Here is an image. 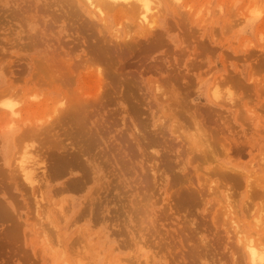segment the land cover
I'll use <instances>...</instances> for the list:
<instances>
[{"label":"rangeland","instance_id":"374dc122","mask_svg":"<svg viewBox=\"0 0 264 264\" xmlns=\"http://www.w3.org/2000/svg\"><path fill=\"white\" fill-rule=\"evenodd\" d=\"M24 1L25 0H14L13 2V0H0V99L7 98L12 94L14 96L11 95L10 97L21 101V103L23 102L22 104L24 105L22 107L26 108H22V117H30L29 120L31 118L32 120L36 118L33 123H37V120H39L38 124L42 125L44 121L41 123V119H43L47 121V124H49V118L48 120L45 118H39L42 113V117H46L45 114H51L48 112L50 109L47 110L48 108H44V110H42L43 106L35 108V106L39 104L33 106L32 104L27 103L28 101L31 103H37L39 101L41 102L43 100H47L50 96L48 100L50 99L49 104L52 106L51 103H53L55 99L59 100L60 98L65 97L62 96L63 94L60 95V93H64L66 89L67 91L72 89V92L69 90L67 98H63L65 102H67L68 97H72L74 100L76 99L75 96L78 95L75 91L86 92L89 90V93H93L92 90L97 89L95 88L97 85L89 78V75L95 71L96 67H99V65H97L98 63L101 65V63L106 61V58L104 57L107 56V53H109V50L111 49L110 54L107 56V58L111 61H107H110L109 64L111 63V65L115 64L113 67L114 69L108 64L109 67L112 68L110 71L108 69L109 67H104L103 65L105 64H103L102 66L104 70L102 66H100L101 68L99 67V71L101 72V69L103 70L102 76L106 75V70L110 71V73L113 72L115 76H117V71L118 75L121 71L122 74L115 78L116 80L119 77V80H121H116L117 83L116 81L114 82L116 84L112 83L114 78H110L108 75L110 73L106 76H108L109 80L111 79V82H109L108 78L105 77V79H107L105 80L106 83L107 81L110 83L107 84L109 89L111 87L116 89V91L113 88L111 89L114 92L113 94L110 93L112 95L109 94L110 96H108V92L107 95L105 94V90H108V87L106 86V89L105 87L98 89V91L100 89V91H105V97L102 96L103 92L100 93L99 91L101 95L98 94V96H102V99H99L100 97L98 98L96 95L93 98L92 95L94 94H90V97L88 96L89 99L92 97L91 100L96 99V102L98 99V102H95V104H98L101 107L98 105L97 107H94V102L90 101L88 98V103L86 102L87 99L85 100L84 105L87 103V107L92 105V103L94 105L89 108L83 105L87 108L86 110L82 106L85 111H83L81 116H83L84 119L87 118L85 119L86 121L88 120V122H85V120H83V122L80 121V123H87L86 128L84 127L82 129L79 126L83 131H75L76 129L70 127L71 125H69L70 123L68 122V124L63 122V124L67 127L61 124L60 121H62L64 117L65 120L63 119V121L65 122L67 121L66 118H69V112H63L64 116L61 115L63 116L61 120L58 118V115H56L59 122L57 120H55V122L57 121L58 124L53 125L52 123H54V120H52V117L54 116L51 117V131H49L50 128L48 129L49 125L47 126V124H45L47 129L43 127L46 130L43 131L42 129L43 133L40 134L38 130L39 128L41 129L42 125L40 126L35 123L37 127H39H36L37 131L33 129L35 134H39L38 138H36L37 140L35 139L37 135H35L32 130V128L36 125L31 123L29 126H32V124L33 126L35 125L31 128L33 132L32 134L35 136H32V138H34L32 139L27 136H30L31 134L29 130L28 132H30V134H28L27 130H25L27 135L25 134L26 132H21V130L24 129L23 126L27 129L26 126L28 125L21 124L22 122L19 121L22 125L20 126L14 118V121L9 123L8 121H12V119L10 120L4 116L7 111L0 110V264H192V261H190L191 259L189 258L190 256L191 258L196 256L195 259L197 261L192 259L194 264H198L195 262H199V264H248L247 256L244 251H242L244 248L241 242L239 240L237 241L238 237V239L243 236L244 238L249 237V239H254L256 246L264 249V0H192V2H189V0H180L183 2L179 3V6L177 3L171 2L170 0H168L169 4L167 0H163L159 6L160 9H154V12L156 10V12L162 16H158L156 12V14L153 13V16L155 17L153 18L154 24L152 23V26L146 27V25L142 24L141 26L138 21L134 19V17H137L135 15L129 18V21L121 20L123 33L120 36L121 40L115 39V37L112 36L115 29L118 28L115 23L119 19L118 16V19H115L117 17L112 18V13H109L111 21L108 28H110V30L106 31L105 28L100 29V24L96 22L93 17H90L83 10H81V8L78 7L79 5L75 1L73 2V0L72 2L77 6L73 8L71 7L72 9L69 8L70 5L67 2L68 0H62L60 2V6L56 5V1L58 0H33V3H30V5L28 2H32L31 0H26L27 3ZM49 1L50 3H48ZM70 1L71 0H69V3H71ZM184 1L185 4H183ZM8 2H10V4H8ZM65 2H67V5H65ZM38 3L41 7L42 4L45 3L42 7V11L44 13L40 10L41 8H38V10L41 11L40 13H38L37 9H35ZM21 5L24 6L22 7ZM45 5H47L46 7L48 8H46ZM49 5L51 7H49ZM184 5L186 8H184ZM8 6L11 7L8 8ZM72 6H74V4ZM172 7L175 9V12H173L174 9ZM31 9H33V12H30ZM44 9H48L50 12L52 11V14L50 12L47 14V11H44ZM11 10L14 14L10 12ZM73 10L74 12H71ZM157 10L160 11L158 12ZM15 12L17 14L19 13L16 17ZM75 12L78 13V16ZM71 13H73V15ZM8 14L11 17L14 15L15 18H11ZM18 16L21 17L19 18ZM80 16L85 18L88 25H84L85 20L83 17L80 18ZM16 18L18 19L17 21ZM37 19H40L41 21L37 22ZM41 22L42 27L39 28ZM90 22L91 24H89ZM94 22H96V24ZM125 22L128 24H123ZM48 23L49 26L50 23L52 25L50 30L47 26L49 33L47 32V28L45 26ZM155 24L157 25L155 26ZM123 25L127 26V29L124 30L123 28L125 26ZM128 25H130V27ZM145 28L146 31L145 33L143 32V34L142 31H144ZM126 30L130 31L127 32ZM136 30L138 32H135ZM150 30L153 31L151 32ZM102 32L103 34H101ZM100 34L104 35L103 39H105V41L98 38L102 37ZM129 34L130 37L128 36ZM23 37L25 38L22 39ZM146 37L150 40L148 38L146 39ZM42 38L44 40H42ZM123 38L127 40L124 44ZM36 39H39V42L44 43H40L42 48L39 46L36 48V45L33 44ZM46 39L49 40L47 41ZM100 39L102 44L98 42ZM108 39H112L114 42ZM32 40L34 41L32 42ZM106 40L110 42H106ZM115 40H118L120 44L122 43L121 46H119L118 43L116 44ZM28 41L32 44L31 46L28 45V47H26L27 44H29ZM94 42L99 43V46L96 45V47L99 48V50L97 49V52L102 51V49H100V47H102L101 45H103V48L105 49L110 46H114L107 49V51L104 49V52H99L101 56H104L102 57L104 61L101 62L102 60H100V62L96 63L97 66H93L92 70L91 66L92 63L95 65L94 62L96 61V57H93L95 54L92 56L90 53L89 58H87L88 52H86V50L89 51V49H91L89 52H92L95 47V45H93ZM50 43L52 44V47L49 45ZM129 43L135 45H133L134 47H130L133 48V53L129 50ZM126 45H128L127 49L130 54L129 52L127 53L128 50L125 47ZM18 46L22 48L20 49ZM105 46L108 47L106 48ZM84 47H87L88 49H85ZM58 49L62 54L57 51ZM97 52L96 56L99 58L100 55H98ZM115 53L118 54V56H115ZM122 53H124V55H122L124 57H120L119 54ZM85 54H87V56H85ZM54 55L58 56L54 57ZM61 56H63V58ZM90 56L93 57L92 60H94V62H92ZM46 57H48L49 60L51 58L52 60L54 59L55 62L56 59H61L57 60L58 63L60 62L59 64L57 63L59 65L57 66V69L61 67L60 64H62L63 60V64H65L66 59V65H69L70 67L68 66L66 68L65 65L62 66V69L65 67L62 72V69H55L57 64L54 67L51 62L48 65L46 64V67L50 66V64L52 65L50 67H52L51 70L54 69V71H50L51 73L54 72L52 73L54 74V77L56 70L57 72L59 71L63 74L65 69L70 71L66 73L69 75L71 74L68 76L74 82V84H72L71 81V88L68 89L66 87L65 89V86L70 84V78L64 75L63 77L66 76L65 78L68 79L66 80L64 78L63 80V77L61 75H57V73L56 76H58V79L60 76L59 81L62 80L61 82L63 85L65 82H68V80L69 83H66L61 87L59 86V83L61 82H59L56 77L54 78L53 75L52 77L50 75L49 77L51 80L54 78L53 81H55V79L58 81V84L55 81V85L57 84V86L52 85L54 84L53 81V83L49 81L48 84L40 86L38 84L40 81L37 83L40 76L43 78V81H48V77L44 78V74L41 72L36 74L39 78L36 77L34 81L32 80L35 78L34 75L38 70L36 67L40 68L42 65V63L38 64L35 60L38 61L40 58H43L44 62ZM80 57L82 62L77 61L80 60ZM115 57H119L120 59H115ZM194 57H196V59ZM112 58L116 60V63L115 60L112 61ZM88 59L91 60V63L89 62L91 64L90 69L89 66L87 67L89 70L84 65L82 67V63ZM70 64H76L75 66H78L77 70H74L75 66ZM118 66V69L121 71H116ZM41 68L43 67L41 66ZM71 68H73L72 70L74 72L70 70ZM149 68H152V70L150 69L151 71H149ZM80 69L83 70H81V72H77L80 71ZM147 69L149 72H147ZM48 70L49 67L46 71L48 72ZM87 70L88 72H85ZM38 71L41 70L39 69ZM152 71L153 74L151 73ZM42 72H44V70ZM72 75L73 77H71ZM27 77L32 79L30 80V78ZM150 78H152V80ZM35 80L37 81L35 82ZM43 81L41 80V82ZM47 81L45 82L47 83ZM125 81L126 83H129L127 88L130 86V92L126 89V84H124L125 86L123 85ZM93 83L95 84V87L93 86ZM153 83L156 85L155 88L154 85H152ZM33 85L35 86L33 87ZM113 85H116V88ZM103 86H105V84ZM92 87L94 88L92 89ZM158 87H160L159 91H157V89H159ZM51 88L56 89L52 90ZM161 89L163 90V93L166 92L165 94L168 95L167 97L162 93ZM23 90H25V92H23ZM126 90L128 93H126V99L129 97L128 100L124 99L126 97ZM108 91L111 92L110 90ZM156 91L160 92L159 94L163 95L167 99L163 100V97V99L159 98L161 96L155 95V93L157 94ZM26 92H31L29 98L32 97L31 95L35 92V95H33L36 96V94H38L37 96H40V98L38 97L39 100H30ZM81 92L79 93V96L81 95ZM70 94H72V96ZM45 95L48 97H44ZM214 95L216 96V99L221 102L214 101L216 100L214 99ZM58 96L59 98H57ZM230 96L232 98L234 97L233 99L235 100L237 106H234V103L229 101L230 99L227 100V97L231 98ZM72 99H70V101ZM83 100L84 99H77V101L82 102ZM228 101L233 104L228 106ZM71 103H73V101ZM45 109L47 111H45ZM31 112L34 113L32 114ZM161 114L164 117H167L166 119L168 121H166ZM66 115L68 117H66ZM159 115L161 116V120ZM21 116L19 117V120H21ZM5 119L8 120L6 121ZM78 119L81 120L80 118ZM69 120L70 119H68V121ZM31 121L28 122L30 123ZM28 122L26 124H28ZM70 122L72 121L70 120ZM161 123L165 124L163 125ZM73 125L74 124H72V126ZM58 126L62 128L60 129ZM74 126L77 128L78 124L75 123ZM172 126H179V129L176 131L177 133L175 132L172 134ZM22 127L23 129H21ZM67 128L68 130L70 129V133L75 134V132H80L82 135L79 133L77 138H75V135L71 134L75 138V140L71 141V139H68L70 134L68 135L65 132L67 131V133H69ZM199 129H201V131ZM100 130L101 132L98 133ZM102 130H104V136L102 134ZM175 130L176 129L174 128V131ZM92 131H94V134L91 133L93 136L90 135V132ZM48 132H50V134H47ZM84 132H86V138L89 140L85 139ZM20 133H22V135ZM100 133L103 136H101L102 138L100 137ZM23 134H25L27 138H25V140L23 139V142L20 140L19 143L18 139L19 137L22 139V136H24ZM211 134H213L212 136L215 137V139L217 138V141L219 140V146H217V142L215 147L213 145L214 148H212V145L210 147L209 143L212 139ZM71 135L70 138H72ZM94 135H96L99 140H97ZM178 135L182 136V140L181 136ZM45 136H49L47 137L50 141L49 144L48 142H45L44 144L43 139L40 140L41 138H45ZM80 138H82L83 141ZM93 138L96 139L95 143L98 141H100V143L96 145L93 142ZM47 139L45 138L44 140L48 141ZM66 139H68V141H66ZM143 139H145V142L150 141L148 142V145L146 143L148 147H145ZM215 139L213 138L212 142ZM59 140L60 142L65 141L64 145L66 144V148L63 144H61L62 142H58ZM206 140L207 142H205ZM216 140L214 141L215 143ZM40 141H42V146H44L43 148L39 147L40 145H37L38 142L41 144ZM75 141L79 142V145L78 143H75L76 146L78 145L77 148L73 144ZM85 141L86 143H84ZM91 141L96 145H94L95 147L93 150L91 146L89 147ZM225 141L228 144H226ZM33 142L34 144L32 145ZM88 142L89 144H87ZM141 142H143L144 145H139ZM186 142L189 143V145H186ZM53 143L55 144L53 145ZM82 143H84L85 146L84 144L82 145ZM150 143H152V146L155 144V146L150 147ZM206 143L208 144L206 145ZM24 145L33 146L31 149H35L33 152H37L35 153L37 156H34L35 154L32 150H30V152H32V155L34 154L33 156L35 157L36 162L39 161L38 164L40 163V167L43 166L41 167L42 172L40 169L37 170L40 171V173H43L40 175L38 172L40 177L37 176L39 177L36 183L37 186L33 185L32 187H28L29 185L26 184L21 176L22 174L19 171L20 169H18L19 167L17 168V163L19 161L18 158L20 157L19 155ZM90 145L93 146L92 143ZM216 146L218 147L217 149H215ZM68 147H70L69 149L72 148L73 151L78 152V155L77 153L74 155L79 157L81 156V160H83L82 163H80V159L76 158L77 156H72V158H75L74 160L76 163L74 161L70 162L72 160L70 157L72 149L69 150ZM74 147L76 149H74ZM220 147L223 152L220 150ZM189 148H191L194 153L193 151H190ZM233 148L235 149L234 151L232 150ZM67 149L68 152H70L69 155H67ZM77 149L78 151H76ZM218 149L220 153L217 152ZM225 149H228V152H226ZM231 150L234 152V154L232 153L233 155L230 154V152H232ZM80 151L86 154L83 155ZM205 151L210 152L208 153L210 155H206L207 159L205 154H203L206 153ZM105 152L107 155L109 154V158H106L107 155ZM91 153L92 155L90 156ZM194 154L196 156L199 155L196 157L198 158L197 160L204 157V160L201 158L199 161L200 166ZM60 155H65L69 160L71 158V160L68 161V159L64 157L67 159L66 161H68L69 166L67 169L64 166L66 164L62 165L64 160H60L62 161L60 162L62 166L57 163L60 159L58 156ZM115 156H117L116 160ZM147 156H149V158ZM46 157L47 161L45 159ZM64 158L61 157V159ZM190 158L195 159V163H193L194 160H191ZM109 159L112 161L111 163ZM86 160L87 162H85ZM44 161L47 163H45L47 165L45 167L43 165ZM78 161L81 165H78ZM69 162L71 164H69ZM196 163L199 168L201 167V169L197 168V171ZM56 164L59 166V168H56L57 171L64 168L66 171L64 169L65 172L61 170L62 172H59L60 174L57 173L55 170V167L57 166ZM71 165L76 168L73 167L74 170L71 169ZM102 165L104 166L102 167ZM49 166H51V170ZM215 166L218 168L216 169ZM80 167H85L83 169H87V171H84ZM124 167L126 169H124ZM182 167L186 168L183 169ZM211 167L214 174L218 172L217 174L219 175H225L224 178L216 176L217 174L213 176L214 174L211 173L210 170ZM79 168L80 171H78ZM218 169H222L223 172L220 170L217 171ZM224 169L230 170L225 171ZM45 171L47 172L45 173ZM50 171L54 172L52 173L54 178L52 175L49 176V174H51ZM86 172H89V175ZM224 172L228 173L224 174ZM55 173L57 177L54 175ZM84 173L86 178L90 177V179L87 178L88 180L86 182V178L83 176ZM123 173H125V175ZM210 173L213 175H209ZM230 173L234 174H231L230 176ZM44 174H46V176ZM235 174H237V177L234 176ZM226 175L231 178L229 179ZM48 176L51 177V179ZM76 179L79 180V185L77 184ZM234 180H236V182H233ZM73 181L75 182L74 184ZM248 181L252 184V187L247 185V183H249ZM40 183L42 185H40ZM38 186L40 187L38 188ZM246 186H248L247 189ZM36 187L40 190L39 192ZM133 187L134 189H132ZM143 187H145V189H143ZM250 188H254L253 193L258 192L254 195L259 194L260 197H253L254 195L252 192H247L248 189V191H250ZM190 189H195L196 192L195 190L193 192H195V194L198 193L196 196L194 194V198L199 196L198 199L195 198L198 203L197 201H194L193 197L189 200H192L194 204L190 202L189 204L193 206H189L188 202L187 204L185 203L188 200L187 198H190L188 197L190 195L189 193L192 192ZM185 190H187L189 195L185 192ZM198 191H201V194L203 195L200 196V192ZM261 191H263V193ZM177 192H180L179 195L184 197L182 198L183 201H181V198L180 200H177L179 199L175 197ZM185 193L188 195L186 198L184 196ZM248 193H250L252 197H250L251 195L249 194L250 198H247ZM233 194L235 198L232 197ZM174 198H177L176 200L180 203L183 202L181 203L182 208L187 205L189 207L186 208L189 209L187 211L185 210L186 208H181V210H179L181 205H177L179 203L176 201V203H174ZM201 198L202 202H200ZM225 198H227V201ZM228 200H232V202L229 201L231 204ZM138 202H140L139 205ZM195 202L197 204H195ZM244 203L246 205H244ZM137 207H141L139 209L143 211V214H140V210ZM177 207H179L178 210ZM231 207L234 208L231 209ZM216 208L218 209V213L216 212ZM224 208L226 213L224 211L223 214L221 211ZM45 209L47 213L44 212ZM135 211H138L137 214L140 217ZM145 211L147 214L144 213ZM132 212L135 213L133 214ZM187 212H189V214H187ZM213 212L216 213L214 214ZM141 215L145 218L143 216L141 217ZM223 215H225L226 218ZM45 218H47V221ZM231 218H234L233 221H231ZM254 218H259L258 220H260L261 223L257 222L258 220ZM184 219L186 221H184ZM213 219H216L219 225H216V222H214ZM136 221L139 222L137 223ZM228 221H230V223H227ZM221 223L227 225L222 226ZM260 224L263 226L261 227ZM192 226L195 228L193 229ZM196 228L199 229L200 233L197 232L198 229L196 230ZM237 228L240 230L242 229L241 231L239 230L240 233H237ZM83 229H86L87 231ZM40 232H43L45 235H42L43 238ZM186 233L191 234V236L193 235L194 237L196 236L195 238L193 237V240L199 238L198 241H200V243L196 240H194V242L196 241L198 244L196 242L195 244L193 241H191L192 243L185 242V239L188 241L192 240L189 238L190 235L189 237H186ZM232 234H238L240 236L234 237ZM231 236H233L235 240H232ZM228 237L230 239H228ZM244 238L242 239L244 240ZM256 242L260 245L262 244V247L257 245ZM190 244L196 248L190 247ZM206 244L210 247L206 248L208 247ZM185 245H187L186 248ZM197 245L199 246L197 247ZM160 246H162L163 249L159 248ZM200 246L202 247L201 252L203 254L198 249ZM203 246L205 248H203ZM187 247L190 248H188L189 251L195 249L199 252L195 254L196 251L194 250L195 252L192 251V255H189L190 253L188 252V256H186L185 252L188 251ZM234 247H239L241 250H235L237 248L234 249ZM238 252H240V256H237ZM233 254H236L235 257H233ZM188 260L190 262H188Z\"/></svg>","mask_w":264,"mask_h":264},{"label":"bare ground","instance_id":"6f19581e","mask_svg":"<svg viewBox=\"0 0 264 264\" xmlns=\"http://www.w3.org/2000/svg\"><path fill=\"white\" fill-rule=\"evenodd\" d=\"M16 1H18V0H16ZM31 1H32V2H28L29 5H30V3H31V4L33 3V0H31ZM50 1H51V0H50ZM50 1H49L48 3H50ZM61 1H62V0H58V1H56L57 3L59 2L58 4L56 3V5H57V6H58V5L60 6V2H61ZM74 1L79 5L78 7H80L81 10H83V11H84L87 15H89L90 17H93L94 20L100 24V26H101L100 29H101V28H105L106 31H107V30H110V28H108V26H109V24H110V21H111L110 18H109V13H112V15H113L112 18L118 16L119 19H118V17L115 18V19H118V21L115 23L116 26H117L118 28L115 29L114 34H112V36L115 37V39H120V36L123 34V33H122V25H121L122 22H121V20H122V21H129V18H131L133 15H135V16H137V17H136V18L134 17V19H136V21H138V23H139L140 25H141V24H142V25H146V27H147V26H152L153 18L155 17V16H153V15H154L153 13L156 12V10H155V12H154V9H155V8H159V6H160V4H161V2H162L163 0H73V2H74ZM170 1H171V2H174V3H177L178 6H179V3H182V2H183V1L181 2L180 0H170ZM190 1L192 2V0H189V2H190ZM10 2H11V1H10ZM10 2H8V4H10ZM13 2H14V0H13ZM24 2H26V0H25ZM67 2H68V4L70 5V7H69L70 9H72V8L75 7V6H77V5H75V3L72 2V0H71L70 2L73 3L74 6H72L73 4L69 3V0H68ZM67 2H65V3H66L65 5H67ZM167 2H168V0H167ZM16 3H17V2H16ZM18 3H19V2H18ZM26 3H27V2H26ZM48 3H47V5H48ZM186 3H188V2H186ZM19 4H20V3H19ZM44 4H45V3H44ZM44 4H42V7H43ZM52 4H54V3H52ZM168 4H169V2H168ZM170 4H171V3H170ZM183 4H185V1H184ZM191 4H192V3H191ZM15 5H16V4H15ZM34 5H35V4H34ZM47 5H45V7H46ZM175 5H176V4H175ZM189 5H190V4H189ZM189 5H188V6H189ZM18 6H19V5H18ZM18 6H17V7H18ZM21 6H22V5H21ZM23 6H24V5H23ZM23 6H22V7H23ZM25 6H26V5H25ZM38 6H40L39 3H38V5H37V7H36L35 9H37L38 13H40V12L42 11L43 8H42L41 6H40V7H38ZM161 6H162V5H161ZM169 6H171V5H169ZM178 6H177V7H178ZM184 6H185V5H184ZM9 7H11V6H8V8H9ZM49 7H51V6L49 5ZM62 7H63V5H62ZM71 7H72V8H71ZM174 7H175V6H174ZM181 7H182V5H181ZM190 7H191V6H190ZM18 8H19V7H18ZM20 8H21V7H20ZM27 8H28V6H27ZM38 8H39V9L41 8V9H40L41 11H39ZM46 8H48V7H46ZM163 8H164V6H163ZM163 8H162V9H163ZM170 8H171V7H170ZM172 8H173V7H172ZM184 8H186V6H185ZM77 9H78V8H77ZM77 9H76V10H77ZM159 9H160V8H159ZM173 9H174V8H173ZM32 10H33V9H31L30 12H33ZM45 10L47 11V12H46L47 14L50 12L48 9H44V11H45ZM171 10H172V9H171ZM178 10H179V9H178ZM180 10H181V9H180ZM189 10H190V9H189ZM21 11H22V10H21ZM21 11H20V12H21ZM27 11H28V10H27ZM157 11H158V10H157ZM159 11H160V10H159ZM159 11H158V12H159ZM10 12L14 14V12H13L12 10H11ZM16 12H17V11H16ZM16 12H15V17H16V15H19V13L17 14ZM42 12H43V11H42ZM51 12H52V11H51ZM51 12H50V13H51ZM71 12H74V10L71 11ZM77 12H78V11H77ZM77 12H75V13H76L77 16H78V13H77ZM166 12H167V11H166ZM173 12H175V9H174ZM173 12H172V14H173ZM176 12H177V11H176ZM23 13H26V12H23ZM23 13H22V15H23ZM43 13H44V12H43ZM46 13H45V14H46ZM75 13H74V14H75ZM156 13H157V12H156ZM156 13H155V14H156ZM168 13H169V12H168ZM9 14H10V13H9ZM9 14H8V15H9ZM41 14H42V13H41ZM51 14H52V13H51ZM71 14L73 15V13H71ZM8 15H7V16H8ZM10 15H11V14H10ZM10 15H9V16H10ZM22 15H21V16H22ZM43 15H44V14H43ZM43 15H42V17H43ZM82 15H83V12H82ZM157 15L160 16V17L162 16L161 14L159 15L158 13H157ZM165 15H166V14H165ZM9 16H8V17H9ZM21 16H18V17L20 18ZM84 16H85V15H84ZM158 16H156V17H158ZM10 17H11V16H10ZM13 17H14V15H13L11 18H13ZM15 17H14V18H15ZM34 17H35V15H34ZM44 17H45V16H44ZM54 17H55V16H54ZM82 17H83V16H82ZM82 17L80 16V18H82ZM11 18H10V19H11ZM35 18H36V17H35ZM83 19L85 20L84 17H83ZM88 19H89V18H88ZM90 19H91V18H90ZM11 20H12V19H11ZM14 20H15V19H14ZM14 20H13V21H14ZM17 20H18V19L16 18V21H17ZM25 20H26V19H25ZM34 20H35V19H34ZM155 20H156V18H155ZM260 20H261V19H260ZM39 21H41V20H40V19H37V22H39ZM43 21H44V20H43ZM113 21H115V20H113ZM134 21H135V20H134ZM46 22H47V20H46ZM87 22H88V21H87ZM92 22H93V21H92ZM96 22H94V23L96 24ZM131 22H132V21H131ZM131 22H129V23H131ZM155 22H156V21H155ZM19 23H20V22H19ZM35 23H36V22H35ZM20 24H21V23H20ZM41 24H42V22L40 23L39 28L42 27ZM55 24H56V23H55ZM89 24H91V22H90ZM117 24H118V25H117ZM123 24L127 25L128 23L126 24V22H125V23H123ZM131 24H132V23H131ZM136 24H137V23H136ZM153 24H154V23H153ZM21 25H22V24H21ZM21 25H20V26H21ZM70 25H71V24H70ZM84 25H88V23H86V20L84 21ZM113 25H114V24H113ZM125 25H123V26H125ZM142 25H141V26H142ZM156 25H157V24H155V26H156ZM22 26H23V25H22ZM45 26H46V28H47V26H48V27H49V30H50V28L52 27L51 23H50V26H49V23L46 24ZM91 26H92V25H91ZM128 26L130 27V25H128ZM159 26H160V25H159ZM28 27H29V26H28ZM131 27H132V26H131ZM25 28H26V27H25ZM79 28H81V27H79ZM96 28H97V27H96ZM19 29H20V28H19ZM23 29H24V28H23ZM23 29H22V30H23ZM81 29H82V28H81ZM83 29H84V27H83ZM123 29H124V30L127 29V26H125ZM128 29H129V28H128ZM136 29H137V28H136ZM141 29H142V28H141ZM147 29H148V28H147ZM154 29H155V27H154ZM36 30H37V28H36ZM42 30H43V29H42ZM51 30H53V29H51ZM84 30H85V29H84ZM98 30H99V29H98ZM211 30H212V29H211ZM13 31H15V30H13ZM19 31H20V30H19ZM40 31H41V30H40ZM95 31H96V30H95ZM126 31L128 32V31H130V30H126ZM145 31H146V28H145L144 31H142V33H143V32L145 33ZM150 31H151V30H150ZM152 31H153V30H152ZM152 31H151V32H152ZM47 32H48V28H47ZM99 32H100V31H99ZM104 32H105V31H104ZM135 32H138V31L136 30ZM147 32L149 33L148 30H147ZM30 33H31V32H30ZM35 33H36V32H35ZM48 33H49V32H48ZM105 33H106V32H105ZM112 33H113V32H112ZM131 33H132V32H131ZM140 33H141V31H140ZM142 33H141V34H142ZM144 33H143V34H144ZM14 34H15V33H14ZM37 34H38V33H37ZM101 34H103V32H102ZM101 34H100V35H101ZM135 34H136V33H135ZM138 34H139V33H138ZM141 34H140V35H141ZM15 35H16V34H15ZM47 35H49V34H47ZM47 35H46V36H47ZM105 35H107V34H105ZM108 35H109V34H108ZM125 35H126V34H125ZM140 35H138V36H140ZM17 36H18V35H17ZM24 36H25V34H24ZM101 36H102V37H98V38H101L103 41H105V39H103V36H104V35H101ZM128 36L130 37V34H129ZM128 36H127V37H128ZM30 37H31V36H30ZM50 37H51V36H50ZM143 37H144V36H143ZM152 37H153V35H152ZM24 38H25V37H23L22 39H24ZM35 38H36V37H35ZM35 38H32V39H35ZM37 38H38V36H37ZM46 38H47V37H46ZM74 38H75V37H74ZM74 38H73V39H74ZM105 38H107V37H105ZM147 38H148V37H146V39H147ZM39 39H40V38H39ZM39 39H36L37 41H36V40H35V41L32 40V42L34 41L33 44L36 45V48H37V46H39V47L42 46V45L40 46V43H41V42H39ZM101 39L98 41L99 43L102 42ZM123 39H124V41H123V40H122V41H123V44H124V42H127V40H126L125 38H123ZM136 39H138V38H136ZM142 39H143V38H142ZM146 39H145V41H146ZM148 39H149V38H148ZM151 39H152V38H151ZM20 40H21V39H20ZM26 40H27V39H26ZM42 40H44V39L42 38ZM46 40H47V39H46ZM48 40H49V39H48ZM48 40H47V41H48ZM74 40H75V39H74ZM108 40L113 41L112 39H108ZM108 40H106V42H107ZM120 40H121V39H120ZM149 40H150V39H149ZM212 40H213V38H212ZM17 41H18V40H17ZM23 41H24V40H23ZM51 41H52V40H51ZM76 41H77V40H76ZM115 41H116V40H115ZM122 41H120V42H122ZM137 41H138V40H137ZM28 42H29V41H28ZM37 42H38V43H37ZM45 42H46V41H45ZM72 42H73V41H72ZM81 42H82V41H81ZM84 42H85V41H84ZM96 42H97V41H96ZM96 42H94V44L92 43L93 45H95L94 50H92V52H89V51H91V49H89V51L86 50V52H88V57H87V58H89L90 53H91L92 56H93V54H95V56H93V57H96V59L94 58V59L96 60L95 62H94V60H92L93 57L90 56L92 62H94L95 65L92 63V66H91V64H90V63H91V60L88 59V60H85V61L83 60L84 63H82V67H83V65H84L86 68L89 66V69H90V66H91V67H92V70H93V66H97V65H99V67H100V66H102L103 64H105V65H103L104 67H105V66L109 67V65H110V66L113 68L115 64H113V65H111V63L109 64V62H110L111 60L107 58V56L110 54V51H111L112 49L109 50V53H107V56H106V54H105L106 57H104L103 55L101 56V55L99 54V52L102 53V51H103V52H104L105 50L107 51V49H110L111 46H110V47L107 46L108 48L105 46V47L107 48V49H105V48H103L104 46L101 45L102 47H100V49H102V51L97 52V49L99 50V48L96 47V45L99 46V43H96ZM106 42H105V43H106ZM108 42H110V41H108ZM113 42H114V41H113ZM113 42H112V43H113ZM13 43H14V42H13ZM22 43H23V42H22ZM36 43L39 44V45H37ZM47 43H48V42H47ZM47 43H46V44H47ZM51 43H52V42H51ZM51 43L49 44L50 46L53 44V43H52V44H51ZM59 43H60V42H59ZM68 43H69V42H68ZM103 43H104V42H103ZM115 43H116V44L118 43L119 46H121V44H122V43L120 44L118 40H117ZM130 43H131V41H130ZM130 43H129V44H130ZM15 44H16V43H15ZM31 44H32V43H31ZM31 44H30V42H29V44H27V46H26V45H25V46L28 47V45L31 46ZM41 44H44V43H41ZM60 44H61V43H60ZM62 44H63V42H62ZM76 44H77V43H76ZM81 44H82V43H81ZM101 44H102V43H101ZM110 44H111V43H110ZM129 44H128V45H129ZM19 45H20V44H19ZM53 45H54V44H53ZM106 45H107V43H106ZM112 45H113V44H112ZM128 45L125 46L126 49L128 48V47H127ZM133 45H134V44H130L129 48H130L131 46H132V47L135 46V45H134V46H133ZM16 46H17V45H16ZM23 46H24V45H23ZM30 46H29V48H30ZM44 46H45V45H44ZM69 46H70V45H69ZM69 46H68V47H69ZM85 46H86V45H85ZM113 46H114V45H113ZM113 46H112V47H113ZM9 47H10V46H9ZM18 47H19V46H18ZM34 47H35V46H34ZM39 47H38V48H39ZM51 47H52V46H51ZM87 47H88V46H87ZM87 47H86V48H87ZM91 47H92V45H91ZM112 47H111V48H112ZM117 47H118V46H117ZM14 48H15V46H14ZM19 48H20V47H19ZM21 48H22V47H21ZM21 48H20V49H21ZM41 48H42V47H41ZM84 48H85V47H84ZM86 48H85V49H86ZM89 48H90V46H89ZM27 49H28V48H27ZM55 49H56V48H55ZM60 49H61V48H60ZM87 49H88V48H87ZM92 49H93V48H92ZM95 49H96V50H95ZM104 49H105V50H104ZM14 50H16V49H14ZM22 50H23V49H22ZM47 50H48V49H47ZM47 50H46V51H47ZM127 50H128V49H127ZM129 50H131V52L133 53V51H132L133 48H130ZM129 50L127 51V53L129 52ZM23 51H24V50H23ZM29 51L31 52L30 49H29ZM57 51H59V49H58ZM69 51H70V48H69ZM71 51H72V49H71ZM53 52H54V50H53ZM59 52H60V51H59ZM59 52H58V53H59ZM96 52H97L98 55H100L101 57L99 56V58H97V56H96ZM120 52H121V51H120ZM24 53H25V52H24ZM60 53H61V52H60ZM60 53H59V54H60ZM48 54H49V53H48ZM59 54H58V55H59ZM61 54H62V53H61ZM61 54H60V55H61ZM103 54H104V53H103ZM129 54H130V52H129ZM129 54H127V55H129ZM193 54H195V53H193ZM32 55H33V54H32ZM34 55H35V54H34ZM44 55H45V54H44ZM58 55H57V56H58ZM116 55L118 56V54L115 53V56H116ZM119 55H120V57H121L122 55H124V53L119 54ZM125 55H126V53H125ZM51 56H52V55H51ZM55 56H56V55H54V57H55ZM57 56H56V57H57ZM85 56H87V54H85ZM130 56H131V55H130ZM192 56H194V55H192ZM41 57H42V56H41ZM48 57H49V56H48ZM48 57L45 58V61H44L45 64H44V62H43V60H44V59H43L44 56H43V58H40V59H39L41 62H40L39 60H38V61L35 60L38 64H41V63H42L41 66H42L43 68H41L40 65H39L40 68H39V67H36L38 70L40 69L41 71H38V70L36 71V70H35V71L37 72V73H35V75H34L35 78H33V79L30 78V77L32 76V74H31L30 77H27V78H30V80L32 79V80L34 81V79H36V77H38V75L36 76V74H38V73H40V72H41L42 74H44V75H43L44 78H47V77H48V81L45 80V81H47V83H46L45 81H43V78H41V76H40V79H39V80L37 79L38 81L35 80V82L37 81V83L40 81V83H38L40 86H41V85H46V84H48L49 81L52 82L53 79H54L55 77L58 79V76H56V73H57V75H61V76L63 77L64 75H66V76L69 75V74L66 73V72H70V71H67V69H65L64 74H63V73H60L59 71L57 72V70L62 69L61 67L64 66V65H65L66 68L69 66V65H66V59H65V64H63V61H64V60H63V61H62V64H63V65L60 64L61 67H60L59 69H57V66H59L58 64L60 63V62L58 63L57 60H61V59H56V62H55V60H54V59L52 60L51 57H50V58H51V59H50L51 61H50ZM54 57H53V58H54ZM61 57L63 58V56H61ZM70 57H71V55H70ZM102 57L106 58V61H104V59H102ZM111 57H112V56H111ZM122 57H124V56H122ZM82 58H83V57H82ZM87 58H86V59H87ZM100 58H101V59H100ZM116 58H118V60L120 59L119 57H115V59H116ZM194 58L196 59V57H194ZM29 59H30V58H29ZM41 59H42V60H41ZM67 59H68V58H67ZM78 59H79V57H78ZM115 59L112 58V61L115 60ZM121 59H122V58H121ZM81 60H82V59H81V57H80V60H77V61H81ZM100 60H102L101 62L104 61V62H106V63L103 62V63H101V65H100V64L98 63V62H100ZM107 60H110V61H107ZM33 61H34V60H33ZM35 61H34V62H35ZM73 61H74V60H73ZM50 62H51L52 65H54V67H55V65L58 63V64L56 65V67H55V69H57V70L55 71V72H56V73H55V77H54V74H52V73H54V72L51 73V71H54V69L51 70V68H52V67H50V66H52L51 64H50V66H48V67H49L48 72L46 71V70L48 69V67H46V64L48 65ZM52 62H55V63H52ZM69 62H70V61H69ZM81 62H82V61H81ZM81 62H80V63H81ZM89 62H90V63H89ZM107 62H108V63H107ZM37 63H36V64H37ZM72 63H73V62H72ZM80 63H79V64H80ZM96 63H98V64L96 65ZM115 63H116V60H115ZM29 64H30V63H29ZM67 64H68V63H67ZM79 64H78V65H79ZM108 64H109V65H108ZM34 65H35V64H34ZM70 65L75 66L76 64H70ZM120 65H121V64H120ZM35 66H36V65H35ZM37 66H38V65H37ZM72 66H71V67H72ZM103 66H102V68H103ZM116 66H117V64H116ZM116 66H115V67H116ZM65 67H63V69L61 70V72L64 71V68H65ZM69 67H70V66H69ZM77 67H78V66H77ZM77 67L75 66L76 69L73 67L74 70H77ZM99 67H96V68H95V71H93L92 73H90V75L88 74V75H89V78H90L91 80H93V81L96 83V85H97V86L95 87V84L93 83V86H94L95 88H97V89H93L94 87H92V89H93V90H92L93 93H92V92L89 93V92H90L89 90H88L89 92H88V91H86V92H85V91H84V92H83V91H82V92L79 91V92H78V91H75V89H74L75 93L77 92V95H78V96H75L76 94H75L74 92H73V93H74L75 95H74L73 93H72V94L75 96L76 99L74 100V99H72V97H71V98L68 97L67 102H65L63 98H65V97L67 98V96L69 95V92H68L69 90L72 92V89H69V88H71V81H72V84H74L73 80H71V78L69 77V76L71 75V74H70V75L68 76V77L70 78V84H68V83H69V80H68V82H65V84L67 83L68 86H69V87H68V86H65V89H66V87H67L69 90L67 91V89H66L67 92L65 91V92H66V93L64 92L65 94H64V93H60V95L63 94L62 96H65V97H62V98H60L59 100H58V99H57V100L55 99V101L52 100V101H53V103H51L52 106H50V104H49V100H50V99L48 100V98H49L50 96H49V97L47 96V97H48V98H47L46 95H45L44 97H46L47 100H43V101H41V102L39 101V102H37V103H34V102L31 103V102L28 101L27 103L32 104L33 106L39 104V105L35 106V108L38 107V106H43V107H42V108H43L42 110H44V108H48L47 110L50 109V111H48V112H50L51 114H49V113L47 112L48 114H45V113H44L46 117H44V116L42 117V115H43V113H42L41 117L39 118V119H41V118H45V119H47V120H48V118H49L50 122L48 121L49 124H47V123H46L47 121L41 119V120H42V121L40 120L41 123L44 121V123H43L44 126H43L42 124H38L39 120H37L38 122H37V123L35 122V123H36L37 125H40V126L42 125V126H41V129H40L39 127H37V125H36L35 123H33V121H34L36 118H35L34 120H32V118L29 120L30 117H29V118L26 117V116H25V117H22V116L20 115V116L22 117L21 120H19V118H18V119H15V121H17L18 124H19L20 126H22L21 124L28 125V126H26L27 129L25 128V126H23L24 129H23V127H22L21 129H23V130H21V132L23 131L22 133H25V132H26L25 130H27V132H28V130H29V131L31 132V134H30V132H28V134H30V136L27 135V132H26L25 134H26L28 137H31V138H32V136H34V134H35V131H37V128H39L40 131L38 130V132H39L40 134H42L43 131H45V130L47 129V128L45 127V124H47V126L49 125V126H48V129L50 128V125H51V117H52V116L55 117V118L52 117V120H54V123H52V124H53V125H54V124H58V122H59V121H58V120H59L58 118H60V120H61V119L63 118V116H64V115H63V112H64V113H65V112H67V113L69 112V114H68L69 118H66L67 121L65 122V121H63V119L65 118V117H64V118L62 119V121H60L61 124H63V122H64V123H67V122H68V123H70L69 125H71L70 127L76 129L75 131H79V130H80V131H83L82 129H83L84 127L86 128V124H87V123H85V122H88V120L86 121L85 119H87V118L84 119L83 116H81V114H83V111H85L87 108H89V107H91V106H93V105L95 104L96 99H95V100H94V99L91 100V98H92V97L94 98L95 95L98 96V94L102 93L103 91H100V90H101L102 88H104V87H105V89H106V86L108 87V90L111 91V92H109L108 90H105L106 92H105V91H104V92H105L106 95H107V92H108V96H110V95H112V94L114 93V92L111 90L113 87L110 86L111 88L109 89V86H108L107 84H110V83H108V81H107V83H106V81H105V80H107V79H105V77L108 78V76H106V75H107L108 73H110V71L112 70V68H111V67L108 68L110 71H108V70L105 69V70H106L105 72H107V73H105V74H106L105 76H104V75L102 76V73H103L104 68H103V70L101 69V72H100L99 69H100L101 67H100V68H99ZM107 67H106V68H107ZM73 68H71L70 70H72ZM86 68H85V69H86ZM118 68H119V66L117 67V69L115 68L116 71H117V70H120V69H118ZM153 68H154V67H153ZM85 69H84V70H85ZM87 69H88V68H87ZM89 69H88V70H89ZM113 69H114V68H113ZM150 69L152 70V68H149V71H151ZM159 69H160V68H159ZM43 70H44V72H46V73L42 72ZM50 70H51V71H50ZM81 70H83V69H80V71H77V72H81ZM88 70L85 71V72H88ZM32 71H33V69H32ZM72 71H73V70H72ZM72 71H71V72H72ZM120 71H121V70H120ZM144 71H145V69H144ZM149 71H148V69H147V72H149ZM73 72H74V71H73ZM85 72H84V74H85ZM31 73H32V72H31ZM47 73H48V74H47ZM49 73H50V74H49ZM82 73H83V72H82ZM151 73L153 74V71H152ZM154 73H155V72H154ZM33 74H34V73H33ZM45 74H46V77H45ZM75 74H76V72H75ZM80 74H81V73H80ZM84 74H83V75H84ZM111 74H112L113 77L111 76ZM120 74H122V71H121V73H119V75H120ZM39 75H40V74H39ZM50 75H51V77H52V75H53V77H54V78H52V80H51V78L49 77ZM73 75H74V73H73ZM73 75H72L71 77H73ZM88 75H87V76H88ZM108 75L110 76L111 79L114 78V80H112V83H114L116 80H119V79H120V78L118 77V79L115 80V78H117V76H119V75H118V71H117V73H116L117 76H115V74H114L113 72H111V73L108 74ZM157 75H158V74H157ZM66 76H65V77H66ZM74 76H75V75H74ZM121 76H122V75H121ZM123 76H124V75H123ZM62 77H61V78H62ZM65 77H63V80H64ZM158 77H159V76H158ZM38 78H39V77H38ZM49 78H50V80H49ZM87 78H88V77H87ZM59 79H60V76H59ZM59 79H58V81H59ZM65 79H66V78H65ZM67 79H68V78H67ZM67 79H66V80H67ZM90 79H89V80H90ZM111 79H110V80H111ZM150 79L152 80V78H150ZM41 80H42L43 82H41ZM66 80H65V81H66ZM91 80H90V81H91ZM108 80H109V78H108ZM110 80H109V82H111ZM154 80H155V79H154ZM28 81H29V80H28ZM55 81H56V79H55ZM55 81H53L54 84H52L53 82L50 83V84H52V85H54V86H57V84H58L57 82H58V81H56V83H57L56 85H55ZM61 81H62V80H61ZM61 81H59V82H61ZM103 81H104L105 83H104ZM119 81H121V80H119ZM142 81H143V80H142ZM63 82H64V81H63ZM30 83H31V82H30ZM85 83H86V82H85ZM101 83H102V84H101ZM116 83H117V81H116ZM116 83H114V84H116ZM127 83H128V82H127ZM127 83H126V81H125V83H123V85L126 84V89L129 91V90H130V88H129L130 86L127 88V86L129 85V83H128V84H127ZM50 84H49V85H50ZM59 84H60L59 86H61V87L65 85V84L63 85L62 82L59 83ZM83 84H84V83H83ZM88 84H89V83H88ZM104 84H105V86H103ZM156 84H157V82H156ZM36 85H37V84H36ZM85 85H86V84H85ZM111 85H112V84H111ZM117 85H119V84H117ZM148 85H149V84H148ZM152 85H154V88H155V86H156L155 83H153ZM34 86H35V85H33V87H34ZM73 86H74V85H73ZM75 86H76V84H75ZM87 86H88V85H87ZM100 86H103V87H100ZM113 86L115 87L116 85H113ZM124 86H125V85H124ZM150 86H151V85H150ZM157 86H158V84H157ZM52 87H53V86H52ZM89 87H90V86H89ZM119 87H120V86H119ZM160 87H161V85H160ZM160 87H158L159 89H157V91L160 90ZM12 88H13V87H12ZM38 88H40V87H38ZM48 88H49V86H48ZM53 88H54V87H53ZM53 88H51V89H52V90H55V89H56V88H55V89H53ZM72 88H75V87H72ZM99 88H101V89L99 90L100 93H99V91H98ZM115 88H116V87H115ZM124 88H125V87H124ZM154 88H153V89H154ZM162 88H163V87H162ZM8 89H9V88H8ZM43 89H44V88H43ZM61 89H62V88H61ZM61 89H59V90H61ZM76 89H77V88H76ZM78 89H79V88H78ZM113 89H114V88H113ZM163 89H164V88H163ZM10 90H11V89H10ZM25 90H26V89H25ZM25 90H23V92H25ZM30 90H32V89H30ZM30 90H29V91H30ZM36 90H37V89H36ZM79 90H81V89H79ZM94 90H96V91H94ZM103 90H104V89H103ZM114 90L116 91V89H114ZM127 90H126V92H125V96L128 94V93H127ZM161 90H162V89H161ZM8 91H9V90H8ZM26 91H27V90H26ZM33 91H34V90H33ZM38 91H39V90H38ZM63 91H64V90H63ZM123 91H124V89H123ZM157 91H156V92H157ZM15 92H17V91H15ZM31 92H32V91H31ZM31 92H29V93L26 92L27 95H28V98H29ZM57 92H58V91H57ZM60 92H61V91H60ZM71 92H70V93H71ZM80 92H81V95H80L81 97L79 96V93H80ZM94 92H95V93H94ZM96 92H98V93H96ZM104 92L102 93V96H103V97H105ZM129 92H130V91H129ZM149 92H150V91H149ZM26 93H25V95H26ZM34 93H35V92H34ZM34 93H33V94H34ZM36 93H37V91H36ZM43 93H44V92H43ZM45 93H46V90H45ZM67 93H68V94H67ZM110 93H112V94H110ZM126 93H127V94H126ZM150 93H151V92H150ZM159 93H160V92H157V94L155 93V95H160L161 97H159V98H162V97H163V98H164V99L162 98L163 100L167 99V98H165L163 95H161V94H159ZM162 93H163V90H162ZM165 93H166V92H164L163 94L167 97L168 95L165 94ZM214 93H215V92H214ZM33 94H32L31 96H34V95H35V94H34V95H33ZM39 94H40V93H39ZM58 94H59V93H58ZM72 94H70V95L72 96ZM90 94H94V95H92V97L89 99ZM103 94H104V95H103ZM109 94H110V95H109ZM115 94H116V93H115ZM118 94H119V93H118ZM8 95H9V94H8ZM11 95H12V94H11ZM11 95H10V96H11ZM23 95H24V94H23ZM25 95H24V97H25ZM37 95H38V94H36V96H37ZM40 95H41V94H40ZM42 95H43V94H42ZM100 95H101V94H100ZM100 95L98 96V98L100 97L99 99H102V96H100ZM10 96H9V97H10ZM12 96H14V95H12ZM16 96H19V95H16ZM74 96H73V97H74ZM88 96H89V97H88ZM125 96H124V97H125ZM214 96H215V95H214ZM214 96H213V97H214ZM37 97L40 98V96H37ZM51 97H52V96H51ZM54 97H55V96H54ZM77 97H78V98H77ZM84 97H85V98H84ZM230 97H231V96H230ZM12 98H13V97H12ZM26 98H27V97H26ZM57 98H59V96H58ZM87 98H88L90 101L94 102V104H93L92 102H90V103H92V105L89 104L90 106L88 105L89 107H87V103L89 102ZM122 98H123V97H122ZM126 98H127V96H126L124 99H125V100H128V99H129V97H128V99H126ZM231 98H232V97H231ZM231 98L227 97V100L230 99L229 101H232L234 104L231 103V102H230V103H231V104H230L229 101H228L227 105L230 106V105L233 104L234 106H237L235 100L233 99L234 97L232 98V100H231ZM18 99H19V98H18ZM70 99H72V100L70 101ZM77 99H79V100L84 99V100H83V102H82V101H77ZM86 99H87V101H86L87 103H85L86 105H84V102H85ZM124 99H123V101H124ZM155 99H156V98H155ZM214 99H216V96H215ZM38 100H39V99H38ZM225 100H226V99H225ZM227 100H226V101H227ZM233 100H234V101H233ZM23 101H24V100H23ZM69 101H70V102H69ZM72 101H73V103H71ZM99 101H101V100H99ZM121 101H122V100H121ZM214 101L219 102L220 100L218 101V100L216 99V100H214ZM97 102H98V99H97ZM97 102H96V103H97ZM210 102H211V101H210ZM217 102H216V103H217ZM220 102H221V101H220ZM22 103H23V102H22ZM48 104H49V105H48ZM102 104H103V102H102ZM102 104H101V105H102ZM22 105H24V104H22ZM32 105H31V106H32ZM67 105H68V107H67ZM83 105H84L85 107H87V108H85ZM97 105H98V104H95L94 107H97ZM26 106H27V105H26ZM31 106H29V107H31ZM33 106H32V107H33ZM82 106L85 108V110H84V108H83ZM98 106H100V105H98ZM217 106H218V105H217ZM29 107H28V108H29ZM32 107H31V108H32ZM100 107H101V106H100ZM232 107H233V106H232ZM232 107H230V108H232ZM22 108H26V107H22ZM22 108L19 109L20 113L23 111ZM28 108H27V109H28ZM31 108H30V109H31ZM32 110H33V109H32ZM47 110L45 109V111H47ZM81 110H82V111H81ZM96 110H97V109H96ZM34 111H35V110H34ZM37 111H39V110H37ZM80 111H81L82 113H81ZM97 111H98V110H97ZM102 111H103V110H102ZM162 111H163V110H162ZM237 111H238V110H237ZM86 112H87V111H86ZM89 112H90V111H89ZM93 112H94V111H93ZM99 112H100V110H99ZM103 112H104V111H103ZM230 112H231V111H230ZM234 112H235V111H234ZM26 113H27V110H26ZM26 113H25V114H26ZM31 113L33 114L34 112H31ZM87 113H88V112H87ZM87 113H86V114H87ZM163 113H164V112H163ZM239 113H240V112H239ZM6 114L9 115V112H6ZM6 114H4L5 118H8V119H10V120L12 119V121H8V122H9V123H10V122H13V121H14L13 117H12L11 115L8 116V115H6ZM88 114H89V113H88ZM91 114H92V112H91ZM132 114H133V113H132ZM236 114H238V113H236ZM26 115H27V114H26ZM50 115H51V116H50ZM56 115H58V118H56V117H57ZM61 115H63V116H61ZM196 115H197V114H196ZM6 116H8V117H6ZM10 116H11V117H10ZM68 116L66 115V117H68ZM79 116H81L82 118L79 117ZM99 116H100V115H99ZM101 116H102V115H101ZM161 116H163V115L161 114ZM161 116L159 115L160 120H161ZM89 117H90V115H89ZM102 117H103V116H102ZM163 117H164V116H163ZM168 117H169V116H168ZM199 117H200V116H199ZM78 118H80L81 120H79ZM95 118H96V117H95ZM95 118H94V119H95ZM166 118H167V117H164V119H165L166 121H168ZM197 118H198V117H197ZM8 119H5V120L7 121ZM57 119H58V120H57ZM68 119H70V120H71L72 122H74V123L70 122V120L68 121ZM90 119H91V118H90ZM31 120H32V121H31ZM55 120H57L58 122H57V121L55 122ZM64 120H65V119H64ZM83 120H85V122H84V123H80V121L83 122ZM201 120H202V119H201ZM259 120H260V119H259ZM261 120H262V119H261ZM2 121H3V120H2ZM19 121H21L22 123L20 124ZM28 121H31V122L29 123ZM99 121H100V120H99ZM103 121H104V120H103ZM163 121H164V120H163ZM166 121H164V122H166ZM23 122H24V123H23ZM27 122H28V124H26ZM4 123H7V122H4ZM31 123L35 124L36 126L34 125V126H35V127H34L33 124H32V126L34 127V128H32V126H29ZM68 123H67V124H68ZM71 123L74 124V125H75V123L78 124V127L76 128L77 125H76V126H74V125L72 126ZM79 123H80V124H79ZM202 123H203V122H202ZM82 124H83V125H82ZM101 124H102V123H101ZM103 124H104V123H103ZM161 124L164 125L165 123H161ZM176 124H177V123H176ZM7 125H8V124H7ZM63 125H64V124H63ZM81 125H82L83 127H82ZM88 125H89V123H88ZM138 125H141V124H138ZM184 125H185V124H184ZM184 125H183V126H184ZM203 125H205V124H203ZM61 126H62V125H61ZM64 126L67 127L66 125H64ZM79 126H80L82 129H81ZM94 126H95V125H94ZM186 126H188V125H186ZM186 126H185V127H186ZM10 127H11V126H10ZM36 127H37V128H36ZM43 127L46 128V129H44ZM58 127H60V126H58ZM138 127H139V126H138ZM166 127H167V126H166ZM166 127H165V128H166ZM173 127H174V126H172V130H173V131H172V134L175 133V132L177 131V129H179V126H178V127L175 126L174 128H175L176 130L174 131V128H173ZM185 127H184V128H185ZM29 128H30V129H29ZM31 128H32V130H33V129L35 130V131L33 130L34 134H32L33 132H32V130H31ZM35 128H36V129H35ZM53 128H54V127H53ZM61 128H62V127H60V129H61ZM72 128H71V129H72ZM189 128H190V126H189ZM197 128H198V127H197ZM197 128H196V129H197ZM203 128H204V127H203ZM206 128H207V126H206ZM206 128H205V129H206ZM42 129H43V131H42ZM54 129H55V128H54ZM74 129H73V130H74ZM77 129H78V130H77ZM97 129H98V128H97ZM160 129H161V128H160ZM9 130H10V129H9ZM9 130H8V131H9ZM67 130H68V128H67ZM92 130H93V129H92ZM94 130H95V129H94ZM188 130H189V129H188ZM192 130H193V129H192ZM199 130L201 131V129H199ZM49 131H51V128H50ZM52 131H53V130H52ZM62 131H63V130H62ZM68 131H69V133H67V131H65L66 134H68V135H69V134H70V135L73 134V133H70V132H71L70 129H69ZM75 131H74V132H75ZM102 131H103L102 134H103V136H104V130H102ZM159 131H160V130H159ZM163 131H164V130H163ZM93 132H94V131L90 132V135H92L91 133H93ZM99 132H101V130L98 131V133H99ZM169 132H170V131H169ZM186 132H187V131H186ZM22 133H20V134L22 135ZM44 133H45V132H44ZM79 133H80V132H77V133L75 132V134H73V135H75L74 137L77 138V135H79ZM84 133H85V135H84V134H83V135H84L85 139H88V138H86V132H84ZM176 133H177V132H176ZM25 134H23L25 137L22 136V139H20L21 137L18 136V137H19V139H18V140H19V143H20V140H21V142H23L22 140H23V139L25 140V138H27ZM47 134H50V132H48ZM80 134H81V133H80ZM93 134H94V133H93ZM100 134H101V133H100ZM102 134L100 135V137L102 136ZM201 134H202V133H201ZM21 135H20V136H21ZM35 135H37V133H36ZM44 135H46V134H44ZM62 135H63V132H62ZM70 135H69V138H68V139H71V141H72V140H75V138L73 137V135H71L72 138H70ZM81 135H82V134H81ZM96 135H97V134H96ZM96 135H94V137H95ZM176 135H177V134H176ZM212 135H213V134H211V136H212ZM7 136H8V135H7ZM38 136H39V134L37 135V137L34 136L35 139L38 138ZM52 136H53V135H52ZM66 136H67V135H66ZM66 136H65V137H66ZM92 136H93V135H92ZM103 136H102V137H103ZM174 136H175V135H174ZM178 136H181V135H178ZM203 136H204V135H203ZM205 136H206V135H205ZM207 136H208V135H207ZM23 137H24V138H23ZM47 137H49V136H47ZM47 137L45 136L46 139H47ZM56 137H57V136H56ZM63 137H64V135H63ZM80 137H81V136H80ZM88 137H90V136H88ZM102 137H101V138H102ZM184 137H185V136H184ZM13 138H15V137H13ZM45 138H41L40 140L43 139L44 144H45V142H48V144H49L50 141H49L48 139H47L48 141L44 140ZM52 138H53V137H52ZM82 138H83V137H82ZM82 138H80V139L82 140ZM96 138H97V136H96ZM176 138H177V137H176ZM179 138H180V137H179ZM202 138H203V137H202ZM208 138H209V137H208ZM213 138L215 139V137L212 136L211 142H212ZM16 139H17V138H16ZM32 139H34V138H32ZM68 139H66V141H68ZM91 139H92V137H91ZM91 139H90V140H91ZM203 139H204V138H203ZM216 139H217V138H216ZM216 139H215V140H216ZM226 139H228V138H226ZM18 140H17V141H18ZM29 140H30V139H29ZM36 140H37V139H36ZM88 140H89V139H88ZM94 140H95V141H94ZM97 140H99V139L97 138ZM144 140H145V139H143V141H144ZM177 140H178V138H177ZM181 140H182V136H181ZM201 140H202V139H201ZM215 140H214V141H215ZM17 141H16V143H17ZM51 141H52V140H51ZM82 141H83V140H82ZM82 141H81V142H82ZM141 141H142V140H141ZM184 141H185V140H184ZM203 141H204V140H203ZM214 141H213V142H214ZM25 142H27V141H25ZM35 142H36V141H35ZM58 142H60V140H59ZM58 142H56V143H58ZM61 142H62V141H61ZM61 142H60V143H61ZM64 142H65V141H63L61 144H63V146H65V148H66V144L64 145ZM93 142L95 143V142H96V139L93 138ZM93 142L91 141V143L93 144V146L90 145L91 143H90V144H89V142L87 143V144H89V147L91 146L92 150H93V148H94L97 144L100 143V141H98L97 143H95L96 145H95ZM148 142H150V141H147V142L144 141V143H145V147L148 145ZM152 142H153V141H152ZM205 142H207V140H206ZM211 142H210V143L208 142V143L210 144V147H211V145H212V148H214L215 145L217 144V142H218L217 146H219V140H218V141L216 140V143L214 142L215 144H214L213 142H212V143H211ZM234 142H235V141H234ZM241 142H242V141H241ZM243 142H244V141H243ZM19 143H18V144H19ZM40 143H41V144H39V142H38V144H37V143H36V144H37V145H40L39 147H42V148H43L44 146H42V141H40ZM68 143H70V142H68ZM75 143H76V144L78 143V145H79V142H78V141H77V142H76V141L73 142V144L76 146ZM84 143H86V141H85ZM84 143H82V145H83ZM146 143H147V145H146ZM153 143H154V142H153ZM155 143H156V142H155ZM208 143H206V145H207ZM225 143H226V141H225ZM235 143H237V142H235ZM239 143H240V142H239ZM246 143H247V142H246ZM33 144H34V142L32 143V145H33ZM54 144H55V143H53V145H54ZM141 144L144 145L143 142H141L139 145H141ZM150 144H151V145H150V147H151V146H152V143H150ZM185 144H186V145H187V144L189 145V143H187V142H186ZM226 144H228V143H226ZM230 144H231V141H230ZM232 144H233V142H232ZM240 144H241V143H240ZM240 144H239V145H240ZM30 145H31V144H30ZM37 145H36V146H37ZM74 145H73V146H74ZM78 145H77V146H78ZM94 145H95V146H94ZM213 145H214V147H213ZM70 146H71V145H70ZM73 146H72V147H73ZM77 146H76V148H77ZM84 146H85V144H84ZM87 146H88V145H87ZM154 146H155V144H154L152 147H154ZM208 146H209V145H208ZM217 146H216L215 149L218 148ZM232 146H233V145H232ZM137 147H138V146H137ZM143 147H144V146H143ZM145 147H144V148H145ZM147 147H148V146H147ZM150 147H149V148H150ZM233 147H234V146H233ZM236 147H237V146H236ZM31 148H33V146L24 145V146L22 147V149H21V153H20V155H19L20 157L18 158L19 161L16 160V161H18V163H17V168L19 167L18 169H20L19 171H20V173L22 174V175H21V174H20V175L23 177V180L26 182V184L29 185L28 187H30V186L32 187L33 185L37 186L36 183H37V181H38V178L40 177L39 174H40V175L43 174V173H40V171H37V170H39V169L41 170V167H43V166L40 167V165H39L40 163L38 164L39 161L36 162L34 156H37V155L35 154V153H37V152L34 153L33 151H35V149L32 150ZM37 148H38V147H37ZM55 148H56V147H55ZM69 148H70V147H68V149H69ZM76 148L74 147V149H76ZM87 148H88V147H87ZM99 148H100V147H99ZM101 148H102V147H101ZM229 148H230V147H229ZM234 148H235V147H234ZM234 148L232 149L233 151L235 150ZM68 149L66 150L67 152H68ZM71 149H72V148H71ZM71 149H69V150H71ZM85 149H86V148H85ZM102 149H103V148H102ZM210 149H211V148H210ZM30 150H32V152L35 154V155L33 154L34 156L32 155V152H30ZM39 150H40V148H39ZM89 150H90V148H89ZM97 150H98V149H97ZM103 150H104V149H103ZM112 150H114V149H112ZM189 150H190V151H193L191 148H189ZM203 150H204V149H203ZM213 150H214V149H213ZM220 150H221V147H220ZM225 150H226V152H228V151H227L228 149H225ZM232 150H231V151H232ZM66 151H65V152H66ZM76 151H78V149H77ZM90 151H91V150H90ZM90 151H89V152H90ZM108 151H109V150H108ZM127 151H128V149H127ZM146 151H147V150H146ZM148 151H149V150H148ZM190 151H189V152H190ZM211 151H212V150H211ZM221 151H222V150H221ZM233 151L230 152V154H232V153L234 154ZM67 152H66V153H67ZM72 152H75V151H73V149H72V150H71V153L68 152L67 155H69V153H70V157H71V158H72V156L76 157V156L78 155V152H75V153H72ZM80 152H81V151H80ZM83 152H84V150H83ZM95 152H96V151H95ZM110 152H111V150H110ZM200 152H201V151H200ZM205 152H206V151H205ZM214 152H215V151H214ZM217 152H219V149L217 150ZM222 152H223V151H222ZM222 152H221V154H222ZM235 152H236V151H235ZM49 153H50V152H49ZM63 153H64V152H63ZM76 153H77V155H74V154H76ZM81 153H82V152H81ZM102 153H104V152H102ZM105 153H106V152H105ZM112 153H113V152H112ZM193 153H194V151H193ZM193 153H192V154H193ZM208 153H210V152L207 151L206 153H203V154H205L206 159H207V156L210 155V154H208ZM219 153H220V152H219ZM219 153H218V154H219ZM39 154H40V151H39ZM51 154H52V153H51ZM72 154H73V155H72ZM82 154L84 155V154H86V153H82ZM131 154H132V153H131ZM188 154H191V153H188ZM214 154H216V153H214ZM233 154H232V155H233ZM47 155H48V154H47ZM49 155H50V154H49ZM91 155H92V153L90 154V156H91ZM106 155H107V153H106ZM206 155H207V156H206ZM219 155H220V154H219ZM60 156H61V155H60ZM60 156H58L60 159L57 157L59 160L56 158V159L58 160L57 163H59V164H60V162H62V161H60V160H64V161H66V160L68 159L65 155H64V156H61V157H63V158L65 157V158H67V159H65V158H64V159H61ZM103 156H104V155H103ZM103 156H102V157H103ZM113 156H114V155H113ZM149 156H150V155H149ZM149 156H147V157L149 158ZM189 156H190V155H189ZM194 156H195V158H196V157H198L199 155L196 156V155L194 154ZM194 156H192V157H194ZM211 156H212V155H211ZM43 157H44V156H43ZM70 157H69V158H70ZM83 157H84V156H83ZM116 157H117V156H115V160H116ZM217 157H218V156H217ZM41 158H42V157H41ZM71 158H70V160H71ZM76 158H77V159H80V163H82L83 160H81V156H80V157L77 156ZM99 158H100V157H99ZM106 158H109V154L107 155ZM188 158H189V157H188ZM201 158H203L202 160H204V157H201ZM201 158H200V159H201ZM224 158H225V157H224ZM45 159H46V161H47V157H46ZM50 159H51V158H50ZM74 159H75V158H72L71 161L68 159V161H70V162H73V161H74V162L76 163V161H75ZM82 159H84V158H82ZM181 159H182V157H181ZM190 159H191V158H190ZM190 159H189V161H190ZM192 159H193V158H192ZM192 159H191V160H192ZM197 159H198V158H196V160H197ZM200 159L197 160V161L199 162ZM214 159H215V158H214ZM37 160H39V159H37ZM53 160H54V158H53ZM96 160H97V159H96ZM109 160H110V159H109ZM183 160H184V159H183ZM193 160H194L193 163H195L196 160H195V159H193ZM202 160H201V161H202ZM64 161L62 162V165H63V164H66V165H64V166H65L66 169H67L68 166H69V165H68V161H66V162H64ZM187 161H188V160H187ZM70 162H69V164H71ZM85 162H87V160H86ZM111 162H112V161L110 160V163H111ZM190 162H191V161H190ZM190 162H189V163H190ZM202 162H203V161H202ZM45 163H46V162L44 161V164H43L44 167L47 166V165H46L47 163H46V164H45ZM55 163H56V162H55ZM55 163H54V165H55ZM77 163H79V161H78ZM80 163H79L78 165H81ZM179 163H180V162H179ZM90 164H91V162H90ZM112 164H113V163H112ZM117 164H118V163H117ZM190 164H192V163H190ZM18 165H19V166H18ZM56 165H57V164H56ZM62 165L60 164V166H62ZM78 165H77V166H78ZM179 165H180V164H179ZM179 165H178V166H179ZM192 165H193V164H192ZM196 165H197V163H196ZM226 165H227V164H226ZM83 166H84V165H83ZM103 166H104V165H102V167H103ZM112 166H113V165H112ZM119 166H120V165H119ZM199 166H200V162H199ZM49 167H50V170H51V166H49ZM57 167L59 168V166L57 165V166L55 167V170H56ZM70 167H72L71 169L74 170L73 167H75V166H72V165H71ZM162 167H163V166H162ZM191 167H192V166H191ZM215 167H216V169L218 168L217 166H215ZM46 168H47V167H46ZM52 168H53V166H52ZM75 168H76V167H75ZM77 168H78V167H77ZM80 168H81V167H80ZM80 168H79V170H78V169H77V170L80 171ZM83 168H85V167H83ZM83 168H81V169H83ZM178 168H179V167H178ZM182 168L184 169V168H186V167H182ZM197 168H198V169H201V167L199 168L198 165H197V166H196V171H197ZM53 169H54V168H53ZM64 169H65V168H64ZM64 169H61V170L64 171ZM66 169H65V171H66ZM124 169H126V168L124 167ZM124 169L122 168L123 171H124ZM180 169H181V168H180ZM216 169H214V170H216ZM47 170H49V169H47ZM61 170H59V171L56 170V171H57V173H59V172H62ZM83 170H84V169H83ZM120 170H121V168H120ZM178 170H179V169H178ZM194 170H195V169H194ZM210 170H211V173H213V171H212V167H211ZM210 170H207V171H210ZM219 170H220L221 172H223L222 169H218L217 171H219ZM224 170H225V171H228V170H230V169H227V170L224 169ZM56 171H55V172H56ZM65 171H64V172H65ZM84 171H87V169L84 170ZM123 171H122V172H123ZM231 171H232V170H231ZM38 172H39V174H38ZM41 172H42V170H41ZM46 172H47V171H45V173H46ZM50 172H51V174H49V176H50V175L53 176L52 173H54V172H53V171H50ZM50 172H48V173H50ZM64 172H63V173H64ZM181 172H182V171H181ZM199 172H200V170H199ZM232 172H233V171H232ZM63 173H62V174H63ZM78 173H79V172H78ZM82 173H83V172H82ZM86 173H87V172H86ZM88 173H89V172H88ZM88 173H87V174H88ZM125 173H126V172H125ZM125 173H123V174L125 175ZM208 173H209V172H208ZM211 173H210L209 175H213V174H214V173H213V174H211ZM217 173H218V172H217ZM217 173H215V174H217ZM219 173H220V172H219ZM226 173H228V172H226ZM226 173L224 172V174H226ZM37 174H38V175H37ZM59 174H60V173H59ZM87 174H86V175H87ZM123 174H122V175H123ZM195 174H196V173H195ZM215 174H214L213 176H215ZM231 174H234V173H230V176H231ZM44 175L46 176V174H44ZM47 175H48V174H47ZM54 175L56 176V173H55ZM57 175H58V174H57ZM63 175H64V174H63ZM88 175H89V174H88ZM222 175H223V174H222ZM222 175L217 174L216 176H219V177L224 178L225 175H223V176H222ZM227 175H228V174H227ZM227 175H226V176H227ZM37 176H39V177H37ZM49 176H48V177H49ZM83 176L85 177V173L83 174ZM93 176H94V175H93ZM97 176H98V175H97ZM99 176H100V173H99ZM196 176H197V175H196ZM199 176H200V175H199ZM234 176L237 177V174H235ZM41 177H42V176H41ZM56 177H57V176H56ZM59 177H60V176H59ZM227 177H228V176H227ZM232 177H233V176H232ZM236 177H234V178H236ZM49 178L51 179V177H49ZM53 178H54V176H53ZM77 178H78V177H77ZM85 178H86V177H85ZM87 178L90 179V177H87ZM87 178L85 179V182L88 180ZM99 178H100V177H99ZM119 178H120V177H119ZM228 178L230 179L231 177H228ZM78 179H79V178H78ZM105 179H106V178H105ZM129 179H130V178H129ZM198 179H199V178H198ZM43 180H44V178H43ZM52 180H53V179H52ZM76 180H77V179H76ZM127 180H128V179H127ZM78 181H79V180H77V184L79 183ZM89 181H90V180H89ZM186 181H187V179H186ZM41 182H42V181H41ZM52 182H53V181H52ZM198 182H199V181H198ZM233 182H236V180H234ZM248 182H249V181H248ZM74 183H75V182L73 181V184H74ZM87 183H89V182H87ZM127 183H128V182H127ZM77 184H76V185H77ZM93 184H94V183H93ZM249 184H251L250 182L247 183V185H248L249 187H252V184H251V185H249ZM40 185H42V184L40 183ZM78 185H79V184H78ZM82 185H83V184H82ZM144 185H145V187H146L145 182H144ZM35 186H34V187H35ZM83 186H84V185H83ZM83 186H82V187H83ZM128 186H129V185H128ZM248 186H246V189H247ZM39 187H40V186H38V188H39ZM145 187H143V189H145ZM147 187H148V185H147ZM173 187H174V186H173ZM253 187H254V186H253ZM36 188H37V187H36ZM38 188H37V189H38ZM42 188H43V187H42ZM188 188H189V187H188ZM188 188H187V189H188ZM30 189H31V188H30ZM112 189H114V188H112ZM130 189H131V188H130ZM132 189H134V187H133ZM253 189H254V188H250V191H248V190H249V189H248L247 192H252L253 195H254V194H257L258 192H257V193H253V191H254ZM80 190H81V189H80ZM93 190H94V188H93ZM180 190H182V189H180ZM190 190H191V189H190ZM194 190H195V189H193V190H191V191L193 192ZM210 190H212V189H210ZM210 190H209V191H210ZM39 191H40V190L38 189V192H39ZM137 191H138V189H137ZM172 191H173V190H172ZM183 191H184V190H183ZM188 191H189V190H188ZM145 192H146V191H145ZM180 192H181V191H180ZM180 192H179V193H180ZM185 192L187 193V190H185ZM192 192H191V193H192ZM195 192H196V190H195ZM195 192H193V194H192L193 196L191 195V193H189L190 195L187 193L189 196L185 193V195H184L185 198H186L187 196L190 197V198H187L188 200L185 202L186 204H187V202H188V204H189V202H190V203H193L192 200H191V201H189V200L191 199V197L194 198V194H195ZM198 192H200V196L203 195V194H201V191H198ZM255 192H256V190H255ZM261 192L263 193V191H261ZM261 192H260V194H261ZM129 193H130V192H129ZM133 193H134V192H133ZM139 193H140V191H139ZM179 193L177 192L178 195H179ZM124 194H125V193H124ZM177 194L175 195V197H177V198H179V199L174 198V203L177 202V203H179V204H177V205H181V203H183V202L180 203V202H178L177 200H180V198H181V201H183L182 198H184V197H182V195H179V196H180V197H179ZM226 194H227V193H226ZM226 194H225V195H226ZM249 194H250V193H248V197H247V198L252 197V195L250 194V195H251V196H250ZM263 194H264V193H263ZM196 195H198V193H196L195 196H196ZM225 195H224V196H225ZM228 195H229V194H228ZM261 195H262V194H261ZM100 196H101V195H100ZM231 196H232V195H231ZM231 196H230V197H231ZM249 196H250V197H249ZM256 196L260 197L259 194H258V195H254L253 197H256ZM198 197H199V196H197V197H195V198L198 199ZM203 197H204V196H203ZM232 197L235 198L234 194H233ZM100 198H101V197H100ZM129 198H130V197H129ZM131 198H132V197H131ZM195 198H194V201H197V199L195 200ZM223 198H224V197H223ZM234 198H233V199H234ZM176 199H177V200H176ZM205 199H206V198H205ZM225 199H226V201H227V198H225ZM228 199H229V196H228ZM39 200H40V199H39ZM184 200H185V199H184ZM201 200H202V198L200 199V202H202ZM209 200H210V199H209ZM141 201H143V200H141ZM141 201H140V202H141ZM175 201H176V202H175ZM229 201L232 202V200H228V202H229ZM234 201H236V200H234ZM101 202H102V201H101ZM128 202H129V201H128ZM135 202H136V201H135ZM140 202H138V205H139ZM230 202H229V203H230ZM62 203H63V202H62ZM143 203H144V202H143ZM143 203H142V204H143ZM185 203H184V204H185ZM197 203H198V201H197ZM197 203L195 202V204H197ZM225 203H226V202H225ZM136 204H137V202H136ZM144 204H145V203H144ZM144 204H143V206H144ZM193 204H194V203H193ZM207 204H208V203H207ZM230 204H231V203H230ZM230 204H229V205H230ZM134 205H135V204H134ZM138 205H137V206H138ZM204 205H205V202H204ZM208 205H209V204H208ZM233 205H234V203H233ZM244 205H246V204L244 203ZM44 206H45V205H44ZM135 206H136V205H135ZM189 206H193V205H190V204H189ZM189 206L185 205V207H184V206H183V207L186 208V207H189ZM219 206H221V205H219ZM225 206H226V205H225ZM227 206H228V205H227ZM230 206H231V205H230ZM149 207H150V206H149ZM175 207H176V204H175ZM179 207H180V206H179ZM179 207H177V210L179 209ZM221 207H222V206H221ZM228 207H229V206H228ZM44 208H45V207H44ZM44 208H43V209H44ZM137 208L139 209V208H141V207H137ZM143 208H144V207H143ZM181 208H182V205H181V207H180L179 210H181ZM184 208H182V209H184ZM226 208H227V207H226ZM233 208H234V207H233ZM233 208L231 207V209H233ZM245 208H246V207H245ZM60 209H61V208H60ZM127 209H129V208H127ZM175 209H176V208H175ZM188 209H189V208H188ZM188 209L186 208L185 210L187 211ZM231 209H230V210H231ZM58 210H59V209H58ZM134 210H135V208H134ZM134 210H133V211H134ZM139 210H140V209H139ZM216 210H217V211H216ZM216 210H215V211L218 213V209H217V208H216ZM219 210H220V209H219ZM226 210H227V209H226ZM228 210H229V209H228ZM237 210H238V209H237ZM43 211H44V210H43ZM186 211H185V212H186ZM224 211H225V208H224L221 212L224 214ZM235 211H236V210H235ZM44 212L47 213V212H46V209H45ZM61 212H63V211H61ZM82 212H83V211H82ZM135 212H136V214H137L138 211H135ZM135 212H134V213H135ZM141 212H142V213H141ZM216 212H213V213L215 214ZM126 213H127V212H126ZM132 213H133V212H132ZM134 213H133V214H134ZM144 213H146V211H145ZM225 213H226V211H225ZM227 213H228V212H227ZM236 213H237V212H236ZM43 214H44V213H43ZM60 214H62V213H60ZM82 214H83V213H82ZM140 214H143V211H142V210H140ZM146 214H147V213H146ZM187 214H189V212H187ZM45 215H47V214H45ZM45 215H44V216H45ZM137 215H138V214H137ZM226 215H227V214H226ZM257 215H258V214H257ZM90 216H91V215H90ZM138 216H139V215H138ZM142 216H143V215H141V217H142ZM223 216L225 217V215H223ZM227 216H228V215H227ZM230 216H231V215H230ZM139 217H140V216H139ZM139 217H138V218H139ZM143 217H144V216H143ZM238 217H239V216H238ZM257 217H258V216H257ZM47 218H48V217H47ZM47 218H45L46 221H47ZM49 218H50V216H49ZM76 218H77V217H76ZM138 218H137V220H138ZM144 218H145V217H144ZM151 218H152V217H151ZM213 218H214V216H213ZM225 218H226V217H225ZM43 219H44V218H43ZM130 219H131V218H130ZM185 219H186V218H185ZM185 219H184V221H186ZM231 219H232L231 221H233L234 218H231ZM254 219H256V218H254ZM258 219H259V218H258ZM258 219H256V220H258ZM78 220H79V219H78ZM94 220H96V219H94ZM213 220H214V219H213ZM225 220H228V219H225ZM256 220H255V221H256ZM223 221H224V220H223ZM73 222H74V221H73ZM89 222H90V221H89ZM136 222L138 223L139 221H136ZM136 222H134V223H136ZM214 222H216V223H215L216 225H219V224L217 223L218 221H217L216 219L214 220ZM214 222H213V223H214ZM234 222H236V221H234ZM257 222L261 223L260 220H258ZM257 222H256V223H257ZM48 223H49V222H48ZM71 223H72V222H71ZM213 223H212V224H213ZM227 223H230V221H228ZM189 224H191V223H189ZM221 224H222V223H221ZM233 224H234V223H233ZM72 225H73V224H72ZM216 225H215V227H216ZM224 225H227V224H222V226H224ZM260 225H261V227L263 226L262 224H260ZM51 226H52V225H51ZM74 226H75V225H74ZM197 226H198V225H197ZM231 226H232V225H231ZM241 226H242V224H241ZM258 226H259V224H258ZM243 227H244V226H243ZM263 227H264V226H263ZM56 228H57V227H56ZM80 228H81V227H80ZM83 228H84V227H83ZM192 228H193V226H192ZM194 228H195V227H194ZM194 228H193V229H194ZM234 228H235V227H234ZM245 228H246V227H245ZM255 228H256V227H255ZM77 229H78V228H77ZM197 229H198V228H196V230H197ZM199 229H200V227H199ZM199 229L197 230V232L200 233ZM237 229H238V228H237ZM262 229H263V228H262ZM44 230H45V229H44ZM83 230H86V229H83ZM239 230H240V229H238V232H237V233H240ZM241 230H242V229H241ZM241 230H240V231H241ZM86 231H87V230H86ZM192 231H193V230H192ZM224 231H225V230H224ZM235 231H237V230H235ZM82 232H83V231H82ZM193 232H194V231H193ZM193 232H192V233H193ZM242 232H243V231H242ZM245 232H246V231H245ZM85 233H86V232H85ZM195 233H196V232H195ZM199 233H198V234H199ZM224 233H225V232H224ZM235 233H236V232H235ZM253 233H255V232H253ZM40 234H41V236L44 235L43 232H42V233L40 232ZM186 234H187L186 237H189V235H190L189 238H191L192 240L188 241V240H186V239L184 238V239H185V242H188V243L191 242V241L194 242V240L198 241V239H199V238H197V239H194V240H193V237H194L193 235H194V233H193L192 236H191V234H188V233H186ZM250 234H251V233H250ZM250 234H249V235H250ZM195 235H196V234H195ZM227 235H228V234H227ZM232 235H233L234 237H235V236H240V235H238V234H236V235H235V234H232ZM260 235H261V234H260ZM44 236H45V235H44ZM203 236H204V235H203ZM233 236H231V239H232V240L234 239ZM247 236H248V234H247ZM253 236H254V235H253ZM79 237H80V236H79ZM195 237H196V236H195ZM195 237H194V238H195ZM256 237H257V236H256ZM42 238H43V236H42ZM44 238H46V237H44ZM189 238H187V239H189ZM238 238H239V237H238ZM238 238H237V241L239 240V241L241 242L243 248H244V247L246 246V244H247V241H248L249 237H248V238H244V236H243L242 238H244V240H243L241 237H240V239H238ZM259 238H260V237H259ZM228 239H230V238L228 237ZM262 239H263V238H262ZM262 239H260V240L263 241ZM181 240H182V239H181ZM202 240H203V239H202ZM234 240H235V239H234ZM43 241H45V240H43ZM196 241H195V242H196ZM203 241H205V240H203ZM169 242H170V241H169ZM195 242H194V243H195ZM198 242L200 243V241H198ZM191 243H192V242H191ZM196 243H197V242H196ZM196 243H195V244H196ZM204 243H205V242H204ZM208 243H209V241H208ZM256 243H257V242H256ZM163 244H164V243H163ZM174 244H175V243H174ZM179 244H180V243H179ZM185 244H186V243H185ZM195 244H194V245H195ZM197 244H198V243H197ZM181 245H182V244H181ZM199 245H200V244H199ZM199 245H197V247H198ZM206 245L208 246V244H206ZM257 245H260V244L257 243ZM261 245H262V244H261ZM261 245H260V246H261ZM263 245H264V244H263ZM140 246H141V245H140ZM175 246H176V245H175ZM186 246H187V245H185V248H186ZM189 246H190V247H194L193 245L191 246V244H190ZM195 246H196V245H195ZM204 246H205V245H204ZM204 246H203V248H205ZM49 247H50V246H49ZM52 247H53V246H52ZM209 247H210V246H208V247H206V248H209ZM257 247H258V246H257ZM261 247H262V246H261ZM144 248H145V247H144ZM159 248H162V249H163L162 246H160ZM188 248H189V247H187V249H188ZM194 248H196V247H194ZM235 248H237V247H234V249H235ZM263 248H264V247H263ZM162 249H161V250H162ZM189 249H190V248H189ZM189 249H188L187 252H185V253H186V256H188V255H187L188 252L190 253L189 255H192V254H193L192 251L195 250V249H194V250H192V251H189ZM198 249H199L200 252L202 251V247H201V246H200ZM203 250H204V249H203ZM206 250H207V249H206ZM235 250L240 251L241 249L238 247V248L235 249ZM50 251H51V249H50ZM140 251H141V250H140ZM178 251H179V250H178ZM195 251H196V250H195ZM195 251H194V252H195ZM199 251H196L195 254L198 253ZM204 251H205V250H204ZM242 251H243V250H242ZM212 252H213V251H212ZM231 252H232V251H231ZM176 253H177V252H176ZM201 253H202V252H201ZM239 253H240V252H238L237 256L239 255ZM60 254H61V253H60ZM148 254H149V253H148ZM202 254H203V253H202ZM242 254H243V253H242ZM242 254H241V255H242ZM184 255H185V254H184ZM211 255H212V254H211ZM233 255H234L233 257H235L236 254H233ZM208 256H209V253H208ZM239 256H240V255H239ZM182 257H183V256H182ZM195 257H196V256H195ZM195 257H193V258H191V256L189 257V258L191 259L190 261H192V264H194V263H193V260H194V261L196 260ZM215 257H216V256H215ZM174 258H176V257H174ZM184 258H187V257H184ZM189 258H188V259H189ZM199 258H200V257H199ZM201 258H202V257H201ZM240 258H241V257H240ZM182 259H183V258H182ZM192 259H193V260H192ZM197 259H198V255H197ZM202 259H203V258H202ZM205 259H206V258H205ZM214 259H215V258H214ZM241 259H242V258H241ZM143 260H144V259H143ZM158 260H159V259H158ZM168 260H170V259H168ZM175 260H176V259H175ZM185 260H187V259H185ZM215 260H216V259H215ZM233 260H234V258H233ZM156 261H157V260H156ZM162 261H164V260H162ZM170 261H171V260H170ZM190 261L188 260V262H190ZM196 261H197V260H196ZM198 261H199V260H198ZM208 261H209V260H208ZM150 262H151V261H150ZM157 262H158V261H157ZM167 262H168V261H167ZM167 262H166V263H167ZM176 263H177V262H176ZM195 263H198V264H199V262H195ZM209 263H210V262H209ZM245 263H246V262H245ZM167 264H168V263H167ZM173 264H174V263H173Z\"/></svg>","mask_w":264,"mask_h":264},{"label":"clouds","instance_id":"9594fccd","mask_svg":"<svg viewBox=\"0 0 264 264\" xmlns=\"http://www.w3.org/2000/svg\"><path fill=\"white\" fill-rule=\"evenodd\" d=\"M29 99L37 101L39 98L37 96H32ZM22 106L21 101L12 97L0 99V110L9 112L14 119L20 117L21 113L19 109H21ZM243 251L247 256L248 264H264V249L258 248L254 239H248Z\"/></svg>","mask_w":264,"mask_h":264}]
</instances>
